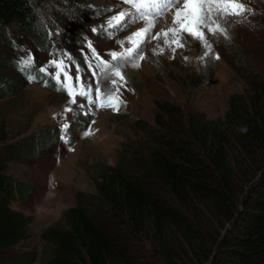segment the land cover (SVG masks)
Segmentation results:
<instances>
[{
  "label": "rangeland",
  "instance_id": "374dc122",
  "mask_svg": "<svg viewBox=\"0 0 264 264\" xmlns=\"http://www.w3.org/2000/svg\"><path fill=\"white\" fill-rule=\"evenodd\" d=\"M61 2L33 0L40 24L44 26L54 17L59 21L57 27L64 30L63 35L69 38L75 34L81 36L78 43L62 38L63 35L51 28L47 40L53 46L40 47L14 23L3 31L6 40L0 37L4 64L0 75L3 85H9L0 92V122L7 136L0 143V157L5 160L13 180L27 191L24 199H13L10 207L22 212L29 220L27 238L10 256H17L16 251L21 249L33 256L30 264L45 262L49 245L42 238L44 232L48 227L63 225L66 210L78 205V200L87 204L91 212H103L98 224L109 232L120 233L129 242L128 227L119 224L127 222L126 215L111 210L97 199L96 184L107 167L118 166L135 176L142 175L144 182H151L146 175L149 171L144 153L158 142L155 131L161 130L160 123L174 118L179 112L184 116L194 111L202 112L208 118L223 116L233 95L245 97L252 83L264 81V0H243L253 11L246 14V18L228 17L227 35H212L205 30L212 45L207 56L204 53L208 49L202 42L184 34L183 48H177L175 53L166 48L157 56L149 51L147 61H138L139 67L133 66L137 61L128 58L114 61L113 64L121 67L124 73L126 84L120 87V98L125 103L120 105L119 111L96 107L94 114L81 116L89 108L78 105L81 102L88 104L84 97L77 96L76 103H69L70 97L66 92L56 91L50 76L33 69L22 71L20 61L31 54L35 59L34 68L38 69L51 59L64 60L75 83L76 67L66 58L67 54L80 65L82 79L91 81V72L85 62L86 55L91 59L87 42L92 41L93 47L107 60L110 51L119 47L121 50L117 41L125 39L136 27L118 31L111 37L103 30L102 26L106 27L111 16L127 7L121 0H87L85 6L100 9L102 15L87 22H74L72 17L65 23L50 11L60 7ZM166 17L172 20L170 15ZM164 19L155 21L159 32L166 26ZM158 20L164 22L158 24ZM252 20H256V25L248 27L246 23ZM97 25L100 26L98 34L92 31L98 29ZM155 42L161 44L160 47H167L161 38ZM217 55L219 59H216ZM54 71L48 68L49 73ZM28 74L37 79L30 82ZM97 78L102 92L114 90L110 80H118L108 73ZM44 79H48V86L44 85ZM90 106L94 111L95 105ZM67 108L71 111H65ZM64 124L70 126L66 132ZM89 130L92 134L85 135ZM151 187L153 193L165 195L155 184ZM170 201L179 207L174 198ZM186 216L190 223L212 222L207 214L197 215L196 221L192 213L186 212ZM208 231L206 236L213 238L216 231L211 228ZM149 234L143 233L131 240L134 245L130 255L132 261L137 258L138 262L166 264L167 255ZM166 241L173 255H181L180 247L174 241L170 238ZM17 260L8 259L0 264L22 263ZM186 260V264L196 263L192 255Z\"/></svg>",
  "mask_w": 264,
  "mask_h": 264
},
{
  "label": "trees",
  "instance_id": "16d2710c",
  "mask_svg": "<svg viewBox=\"0 0 264 264\" xmlns=\"http://www.w3.org/2000/svg\"><path fill=\"white\" fill-rule=\"evenodd\" d=\"M86 1L62 0L60 7L50 11L63 23L72 17L74 22L98 19L101 10L86 7ZM50 20L40 24L33 0H0L2 39L5 27L14 23L40 47L53 46L47 32L52 28L62 36L64 30L57 27L56 18ZM62 38L78 43L81 36ZM3 81L0 75V92L9 86ZM159 125L158 142L144 153L151 182L109 166L96 184L98 201L126 215L127 222L119 224L128 227L129 242L98 224L103 212H91L78 200V205L66 210L63 225L44 232L49 250L43 264H150L130 257L131 240L148 232L167 255L166 264H186L188 255L196 259L195 264H264V81L252 83L245 97L233 95L223 116L179 112ZM6 139L0 122V143ZM152 184L166 196L153 193ZM22 187L0 157V263L19 259L30 264L33 259L21 249L10 256L28 236V218L10 207L13 199L26 197ZM186 212L195 221L197 215L207 214L212 222L191 224ZM209 228L216 231L213 238L206 236ZM168 238L180 247L181 255L172 254Z\"/></svg>",
  "mask_w": 264,
  "mask_h": 264
},
{
  "label": "snow or ice",
  "instance_id": "6c2138e0",
  "mask_svg": "<svg viewBox=\"0 0 264 264\" xmlns=\"http://www.w3.org/2000/svg\"><path fill=\"white\" fill-rule=\"evenodd\" d=\"M121 3L127 5V7L107 20L106 27L102 26L105 33L111 37L116 32L126 30L130 25L141 21L144 26L131 33L125 39L117 41L123 50L110 51L108 53L110 59L107 60L93 47L92 41L89 40L87 42L91 59L86 55L85 62L91 72V81L82 79L80 65L76 64L67 54H65L66 58L71 60L76 67L75 83H73L69 65L64 60L51 59L44 66L36 69L34 68L35 59L29 54L27 58L20 61L21 70L33 69L43 73L45 76H50L55 83L56 91L66 92L70 97L69 103H76V97L80 96L84 97L89 105H95L98 108H112L114 111H119L120 105L125 103L120 98V87L126 84V81L121 67L114 65V61L121 58L130 59L135 56L137 62L133 66L139 67L138 61L144 59L141 54V45L146 40H158L163 36V43L175 53L177 48L185 46L182 43L184 34L202 42L208 49L204 53L207 56L212 51V45L208 42L205 30L212 35L217 33L227 35L225 25L228 17L246 18V14H251L253 11L245 6L243 0H121ZM169 13L172 15L171 25L165 26L160 32L152 35L156 19ZM92 31L96 32L97 29L93 28ZM169 36L171 37L170 39ZM125 43L130 46L124 48ZM157 48L159 49L158 54L164 52V48L160 47V45H157ZM153 51L155 53L156 49ZM216 59H219L218 55ZM49 67L55 69V71L49 73ZM104 73L118 78V80L115 78L110 80V85L114 90L102 92L100 80L97 77L103 76ZM62 75L63 80L61 79ZM27 79L31 82L35 81L37 77L28 74ZM43 83L48 86V79H44ZM80 107L83 108L84 105L81 104ZM65 111L70 112L71 108H67ZM69 127L68 124H64L63 130L66 132ZM90 134V131L85 133V135Z\"/></svg>",
  "mask_w": 264,
  "mask_h": 264
},
{
  "label": "bare ground",
  "instance_id": "6f19581e",
  "mask_svg": "<svg viewBox=\"0 0 264 264\" xmlns=\"http://www.w3.org/2000/svg\"><path fill=\"white\" fill-rule=\"evenodd\" d=\"M166 16H164V18H165L164 20H167V22H164L163 20H160V21L158 20L159 23L158 22L157 23L160 24V22H164L166 26H170L171 25V19L168 20ZM160 18H162V17H160Z\"/></svg>",
  "mask_w": 264,
  "mask_h": 264
}]
</instances>
